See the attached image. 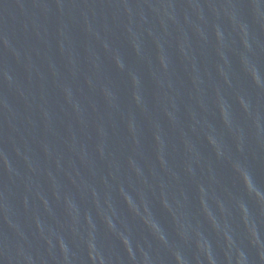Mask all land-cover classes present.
Instances as JSON below:
<instances>
[{
    "label": "water",
    "instance_id": "1",
    "mask_svg": "<svg viewBox=\"0 0 264 264\" xmlns=\"http://www.w3.org/2000/svg\"><path fill=\"white\" fill-rule=\"evenodd\" d=\"M205 161L264 244V0H113Z\"/></svg>",
    "mask_w": 264,
    "mask_h": 264
}]
</instances>
